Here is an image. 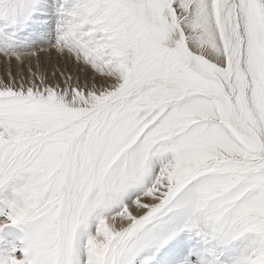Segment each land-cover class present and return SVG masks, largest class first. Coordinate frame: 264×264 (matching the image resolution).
Here are the masks:
<instances>
[{
	"label": "snow or ice",
	"instance_id": "obj_1",
	"mask_svg": "<svg viewBox=\"0 0 264 264\" xmlns=\"http://www.w3.org/2000/svg\"><path fill=\"white\" fill-rule=\"evenodd\" d=\"M43 51L91 76L0 79V264H264V0H0Z\"/></svg>",
	"mask_w": 264,
	"mask_h": 264
},
{
	"label": "rangeland",
	"instance_id": "obj_2",
	"mask_svg": "<svg viewBox=\"0 0 264 264\" xmlns=\"http://www.w3.org/2000/svg\"><path fill=\"white\" fill-rule=\"evenodd\" d=\"M29 64L33 71L39 66L40 71L48 75L49 78H51L53 69L57 67L66 69L68 72L73 73V75H79L82 81L85 75L91 76L90 69L84 68L81 71V65L69 61L66 57H61L55 51H43L39 52L35 57L26 59L22 64L14 59L8 61L3 56H0V79L7 80L9 71L13 76H18L21 73L27 76L29 74Z\"/></svg>",
	"mask_w": 264,
	"mask_h": 264
},
{
	"label": "bare ground",
	"instance_id": "obj_3",
	"mask_svg": "<svg viewBox=\"0 0 264 264\" xmlns=\"http://www.w3.org/2000/svg\"><path fill=\"white\" fill-rule=\"evenodd\" d=\"M126 223H127V221H118L117 222V227H120V226H122V225H124Z\"/></svg>",
	"mask_w": 264,
	"mask_h": 264
}]
</instances>
